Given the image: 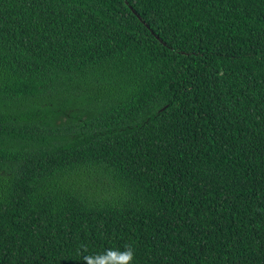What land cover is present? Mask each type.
Returning <instances> with one entry per match:
<instances>
[{
	"label": "trees",
	"instance_id": "obj_1",
	"mask_svg": "<svg viewBox=\"0 0 264 264\" xmlns=\"http://www.w3.org/2000/svg\"><path fill=\"white\" fill-rule=\"evenodd\" d=\"M129 246L264 264V0H0V264Z\"/></svg>",
	"mask_w": 264,
	"mask_h": 264
},
{
	"label": "clouds",
	"instance_id": "obj_2",
	"mask_svg": "<svg viewBox=\"0 0 264 264\" xmlns=\"http://www.w3.org/2000/svg\"><path fill=\"white\" fill-rule=\"evenodd\" d=\"M89 264H92L93 258L89 257ZM104 264H114L119 261L120 264H135V252L132 247H126L123 251L110 252L109 256L103 257Z\"/></svg>",
	"mask_w": 264,
	"mask_h": 264
}]
</instances>
